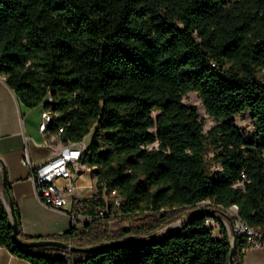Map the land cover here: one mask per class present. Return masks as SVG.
Wrapping results in <instances>:
<instances>
[{
	"label": "trees",
	"instance_id": "obj_1",
	"mask_svg": "<svg viewBox=\"0 0 264 264\" xmlns=\"http://www.w3.org/2000/svg\"><path fill=\"white\" fill-rule=\"evenodd\" d=\"M0 76L25 107L43 106L46 132L63 145L91 136L82 163L97 188L82 201L88 221L58 236H24L15 206L24 242L54 240L75 251L17 245L0 195V247L14 257L230 264L228 231L221 225L216 236L205 225L214 211L192 215L207 201L222 211L238 206L264 232V0H0ZM189 93L216 122L208 133L183 102ZM246 114L250 139L235 121ZM188 210L179 228L145 238ZM114 219L132 226L113 231ZM244 248L237 236L235 264H245Z\"/></svg>",
	"mask_w": 264,
	"mask_h": 264
},
{
	"label": "crops",
	"instance_id": "obj_2",
	"mask_svg": "<svg viewBox=\"0 0 264 264\" xmlns=\"http://www.w3.org/2000/svg\"><path fill=\"white\" fill-rule=\"evenodd\" d=\"M43 106L28 109L0 76V159L7 172L8 190L4 187V171L0 163V195L10 213V198L19 210L21 232L30 238L58 236L69 232L74 226L71 211L74 204L65 210H57L43 203L30 180L31 172L24 164L25 153L29 154L32 166L37 167L53 158L63 146L59 135H50L45 128ZM90 139L83 144L86 146ZM67 182L60 180L58 185ZM75 201L92 199L96 193V180L91 171L83 166L78 175ZM245 264H264V248L249 250ZM0 264H29L0 247Z\"/></svg>",
	"mask_w": 264,
	"mask_h": 264
},
{
	"label": "built area",
	"instance_id": "obj_3",
	"mask_svg": "<svg viewBox=\"0 0 264 264\" xmlns=\"http://www.w3.org/2000/svg\"><path fill=\"white\" fill-rule=\"evenodd\" d=\"M45 119H49V114L45 112ZM49 121H45V126H48ZM63 129L60 130V133ZM87 147L85 144H67L63 145L59 152L45 163L34 167L31 164L28 153H25L24 164L29 167L31 172L30 180L35 184L37 195L47 206L57 209L65 210L67 207L74 204L71 211L74 225L77 227L84 219L88 221L87 216L82 214L85 207L83 202L75 201V194L77 191L76 180L78 175L83 170V157ZM245 178V176H243ZM63 180L67 182L65 186L58 185V182ZM116 195V192H113ZM121 203L117 201V206ZM232 212L235 226L233 227V242L234 238L240 236L245 241V248L243 252L247 253L252 249L264 248V232L255 230L244 222L239 216V208L234 205L226 210ZM107 211H102L100 215L103 217ZM216 217V216H215ZM210 217L206 220L207 227H214L216 218ZM249 248V249H248Z\"/></svg>",
	"mask_w": 264,
	"mask_h": 264
},
{
	"label": "rangeland",
	"instance_id": "obj_4",
	"mask_svg": "<svg viewBox=\"0 0 264 264\" xmlns=\"http://www.w3.org/2000/svg\"><path fill=\"white\" fill-rule=\"evenodd\" d=\"M183 102L185 105L190 106V107H194L198 110L200 117L205 120V133H208L216 125L215 120L206 114V111H205V109L201 103V100L197 94L189 93L184 98ZM235 121H236V125L241 130V132L244 134L245 138L250 139L253 136L254 129H255L254 122H253L252 118L250 117V115L246 114L244 116H237L235 118ZM90 138H91V136L88 137L87 139L89 140ZM158 147H159V145H158V143H156L153 146H150L149 149L150 150L154 149V148L158 149ZM209 158H213V153L210 154ZM212 168L214 170L218 169V167L215 165H212ZM195 209L196 210L206 209V210L214 211V213L212 215H213V217L216 216L215 218L217 219V222L215 224V235L216 236L218 235V233L221 229V225H223L226 228V230L228 231L231 240L233 239V235H234L233 234V232H234L233 227L235 226V223H234V219H233V214H232V212H230V210L229 211H222V209L211 205V203L209 201L199 204ZM192 211L193 210H188L187 214H185L182 217H180L179 219L175 220L173 223H171L166 228L159 230L156 234H146L145 238H149L151 236H161L163 234H166L168 231H172L176 228H179L185 222V220L187 219V216ZM145 216H148V215L145 214L144 216L139 217V224H144V223L148 222L149 218L145 217ZM86 222H87L86 219L82 220L80 222V225L78 226V228L83 227V225ZM129 226H132V222L121 223L117 219H114L110 223V229L113 231L119 230V229L124 228V227H129Z\"/></svg>",
	"mask_w": 264,
	"mask_h": 264
},
{
	"label": "water",
	"instance_id": "obj_5",
	"mask_svg": "<svg viewBox=\"0 0 264 264\" xmlns=\"http://www.w3.org/2000/svg\"><path fill=\"white\" fill-rule=\"evenodd\" d=\"M46 121H49V119L47 118ZM47 126H45L46 128ZM0 163L3 166V171H4V187L5 190L7 191L9 197V190H8V181H7V172L6 169L4 167L3 162L0 159ZM10 215H11V220H12V227H13V241L23 247V248H29V249H33V248H40V247H56V248H62L65 250H69V251H75L77 250L76 247L70 246L66 243L63 242H59V241H54V240H40V241H33V242H24L21 238H20V226L16 217V213H15V206H14V202L13 200L10 198ZM200 213H207L209 214V210H195L194 212H192L193 214H200ZM211 216L213 217V215L211 214ZM169 232V231H168ZM124 243H131L130 241L127 242H123V243H118V244H114V245H120V244H124ZM99 248H89L88 251H95ZM238 249H237V237L234 238L233 242L231 243V253H230V264H235V258L237 255Z\"/></svg>",
	"mask_w": 264,
	"mask_h": 264
}]
</instances>
